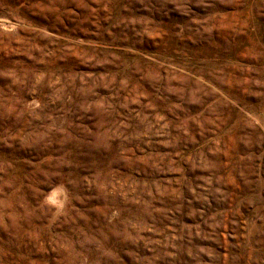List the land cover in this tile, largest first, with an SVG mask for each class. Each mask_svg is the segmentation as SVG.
<instances>
[{
    "label": "rangeland",
    "instance_id": "374dc122",
    "mask_svg": "<svg viewBox=\"0 0 264 264\" xmlns=\"http://www.w3.org/2000/svg\"><path fill=\"white\" fill-rule=\"evenodd\" d=\"M0 264H264V0H0Z\"/></svg>",
    "mask_w": 264,
    "mask_h": 264
},
{
    "label": "bare ground",
    "instance_id": "6f19581e",
    "mask_svg": "<svg viewBox=\"0 0 264 264\" xmlns=\"http://www.w3.org/2000/svg\"><path fill=\"white\" fill-rule=\"evenodd\" d=\"M49 197L55 200L59 205H62L66 197L65 191L62 187H57L50 193Z\"/></svg>",
    "mask_w": 264,
    "mask_h": 264
}]
</instances>
